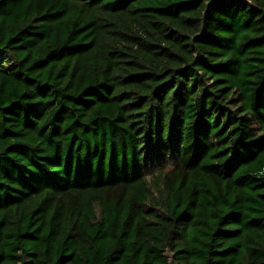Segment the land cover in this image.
Wrapping results in <instances>:
<instances>
[{"label":"trees","instance_id":"obj_1","mask_svg":"<svg viewBox=\"0 0 264 264\" xmlns=\"http://www.w3.org/2000/svg\"><path fill=\"white\" fill-rule=\"evenodd\" d=\"M0 264H264V0H0Z\"/></svg>","mask_w":264,"mask_h":264}]
</instances>
